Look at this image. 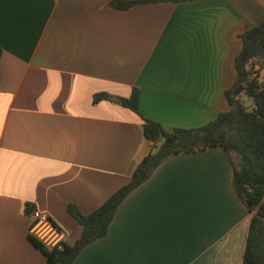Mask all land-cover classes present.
Returning <instances> with one entry per match:
<instances>
[{
  "label": "crops",
  "instance_id": "obj_1",
  "mask_svg": "<svg viewBox=\"0 0 264 264\" xmlns=\"http://www.w3.org/2000/svg\"><path fill=\"white\" fill-rule=\"evenodd\" d=\"M109 1L0 0V264H44L26 207L71 245L67 205L98 207L149 150L142 118L96 93L136 87L166 130L204 125L228 108L239 35L264 20V0ZM249 218L223 148L178 153L71 264H241Z\"/></svg>",
  "mask_w": 264,
  "mask_h": 264
},
{
  "label": "trees",
  "instance_id": "obj_2",
  "mask_svg": "<svg viewBox=\"0 0 264 264\" xmlns=\"http://www.w3.org/2000/svg\"><path fill=\"white\" fill-rule=\"evenodd\" d=\"M152 1L190 0H110L108 5L125 9ZM239 37L241 48L234 59L235 78L224 91L228 108L204 125L166 130L159 122L141 114L136 87L126 97L103 92L94 95L95 101L114 100L136 112L143 120V135L151 145L129 180L98 207L82 214L76 205H67L68 213L81 225L80 236L73 244L45 246L28 234L30 242L43 254L44 264H71L87 244L104 236L124 197L164 159L213 147H221L227 153L234 192L250 212L241 264H264V20L245 29Z\"/></svg>",
  "mask_w": 264,
  "mask_h": 264
},
{
  "label": "built area",
  "instance_id": "obj_3",
  "mask_svg": "<svg viewBox=\"0 0 264 264\" xmlns=\"http://www.w3.org/2000/svg\"><path fill=\"white\" fill-rule=\"evenodd\" d=\"M26 213L32 219L28 234L35 237L45 246L61 247L62 231L52 221L47 212L35 207H26Z\"/></svg>",
  "mask_w": 264,
  "mask_h": 264
},
{
  "label": "rangeland",
  "instance_id": "obj_4",
  "mask_svg": "<svg viewBox=\"0 0 264 264\" xmlns=\"http://www.w3.org/2000/svg\"><path fill=\"white\" fill-rule=\"evenodd\" d=\"M232 157H233L234 159H236V156H235V154H233V153H232Z\"/></svg>",
  "mask_w": 264,
  "mask_h": 264
}]
</instances>
